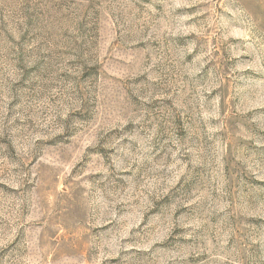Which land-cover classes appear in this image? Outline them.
<instances>
[{"label": "rangeland", "instance_id": "1", "mask_svg": "<svg viewBox=\"0 0 264 264\" xmlns=\"http://www.w3.org/2000/svg\"><path fill=\"white\" fill-rule=\"evenodd\" d=\"M0 264H264V0H0Z\"/></svg>", "mask_w": 264, "mask_h": 264}]
</instances>
